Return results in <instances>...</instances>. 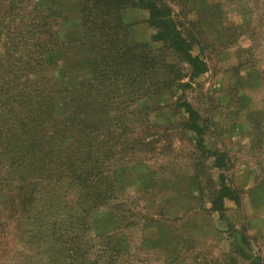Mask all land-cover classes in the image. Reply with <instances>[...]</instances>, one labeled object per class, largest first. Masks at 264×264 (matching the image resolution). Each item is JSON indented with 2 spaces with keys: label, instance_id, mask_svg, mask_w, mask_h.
<instances>
[{
  "label": "rangeland",
  "instance_id": "1",
  "mask_svg": "<svg viewBox=\"0 0 264 264\" xmlns=\"http://www.w3.org/2000/svg\"><path fill=\"white\" fill-rule=\"evenodd\" d=\"M106 1L0 0V117L22 110L4 89L31 90L50 160L68 149L91 191L49 199L36 153L0 134V264H264V0ZM149 4L204 72L154 37Z\"/></svg>",
  "mask_w": 264,
  "mask_h": 264
},
{
  "label": "trees",
  "instance_id": "2",
  "mask_svg": "<svg viewBox=\"0 0 264 264\" xmlns=\"http://www.w3.org/2000/svg\"><path fill=\"white\" fill-rule=\"evenodd\" d=\"M119 2H120V0L119 1L118 0H107L106 1V3H110V4H108V6H110V7L112 5L115 6ZM150 3H152V2H150ZM149 5L150 6H146V8H148L152 11V24L160 30L159 34H156L154 37L158 40H166V41L172 43L177 49H179V50L182 49L183 51L187 52L186 56H187L190 64L193 65L192 76H197V75L201 74L202 72H204L206 69L204 62H202V61L197 62L198 58L193 57L192 54H190L186 50V44L184 42V39L182 37H180V33L176 30V27L171 23L172 20L170 18L162 17L160 15V10L154 4H149ZM80 6H81V4L79 3V7ZM37 13L39 15L41 14L39 10H37ZM85 16H86V14H85ZM107 17L110 18L112 29L114 28L115 30H117L118 28H120L122 21H121L119 12H116V14H115L113 11L111 14H108ZM91 19L90 20L93 23H94L95 19H97V21L100 20V18L98 16L92 17ZM50 24L52 25V23H50ZM38 27L42 28L43 26H38ZM52 31H53L52 28H50L49 34ZM87 36H88V39H91V40H94L95 38H97V33H96L95 28H94V30H92L91 35H87ZM114 37H116V38L112 39V42H110L108 45V48H106V50L108 52L109 51L112 52L114 49L116 50V47L122 43V41H120V36L117 35V32H114ZM88 39H86L85 43H87L90 48H93V46H92L93 44L90 41H88ZM183 42H184V44H183ZM49 43L50 44L48 46L47 42H45V43L39 42L35 46H37L39 48V50H40L39 53L42 54V53H45L48 51H50V52L52 51L53 41L49 40ZM41 44H42V46H40ZM180 44H183V45H180ZM48 48H49V50H48ZM108 58H110V57H108ZM111 59H113V58H111ZM111 59H108L109 64H107L109 67V70H111L113 67V66H111V64H112ZM34 66H36V65H34ZM9 73L13 74L10 71H9ZM29 73H31V71H29ZM110 73H111V71H110ZM109 76H111V75L109 74ZM13 86L14 87H12L10 90H8V89L3 90V92H4L3 94H4L5 98L10 97L12 100L13 97L10 96L9 94L15 95L16 97H19V100L17 102L6 100V102L8 103L7 107L10 108V110L8 109V112L11 113V111L13 109H16L17 107L22 108V110H21V112H19L20 114H16L14 118H12L11 116H8V114L0 117V134L3 135L2 138L5 137L8 139V142L6 143V145L9 146L8 144H10V142L11 143L14 142V145H15V142L17 141L16 143H18V146L20 149L19 151L22 154L26 153V149H28V151H34V153H36L32 157L33 160H31V165L33 167L32 171H33V173H37V175L38 174L42 175L43 177H40V178H44L45 181H48L46 183V185H48V189L51 190L50 192L53 194V196L51 195L50 196L51 198H49V199H52V197H55L56 201L58 200L59 203L62 204L63 202H65V198L71 192H73V190H77L79 192V189L81 190V188H82V190H83V186H84V189L87 191L86 194H88V197H89L90 196L89 193L91 191L89 189V186L86 185L87 181L85 180V178L82 174L83 173L82 168H81L82 164L80 162V159H78V158L75 159L73 154L70 153V151H68V149L64 150L63 146H59L56 148V149H58L56 151L59 153L58 156L56 155L57 161L55 162V161H53V159L50 160V156H52L50 154V152H52L54 154L56 152L51 150L53 148V147H51V145H49V144L47 145L46 140H45L46 134H44V136H43V134L41 133V130H39L38 133H36L37 129H43L44 124L41 122L35 124L36 121H29L28 119L30 116H27V115H25V113H23L24 112L23 110L26 108L28 109V111L30 113H31V110L34 111L36 109V106H34L33 104H30L29 101L27 100L28 99L27 97L32 94V91L30 90V92L28 93L27 89L23 90V88H20L17 84H13ZM0 109H2V111L4 110L3 107ZM188 110L190 111V115H192V118H193L192 123H196V114H194L195 112L190 107H188ZM47 112H48V107H47ZM17 115H20V116H17ZM21 115H24V116H21ZM11 118L13 120L11 121V124H9L8 122ZM191 129L198 132V129L195 126H192ZM2 133H4V134H2ZM31 137H33V138H31ZM2 138H1V140H2ZM48 149H50V151ZM75 150L76 149H72L71 152L74 151L76 153L77 151H79V150H76V151ZM68 153L70 155L72 154V156H69ZM64 156L67 157V161H65V163L63 162ZM50 171H54V172L52 174H50ZM48 175H49V177L47 178ZM61 181H65L64 185L59 184ZM232 195H234V194L231 193L230 188L224 186L218 192V199H219V201H221V200H223V198H229ZM47 196H48V194H47ZM100 196H102V195H100ZM98 198L91 200L92 203H95V205H97V206L98 205L99 206L104 205L105 201L102 200L100 202V200H98ZM222 205L223 204L221 202L220 203L219 202H213V209H216V207L220 208V207H222ZM108 209L112 210L110 208H108ZM110 213H111V215H106V217L114 218L113 212L110 211ZM110 221H111V219L109 220V222ZM64 263L69 264L68 261H66ZM70 264H72V263H70Z\"/></svg>",
  "mask_w": 264,
  "mask_h": 264
}]
</instances>
